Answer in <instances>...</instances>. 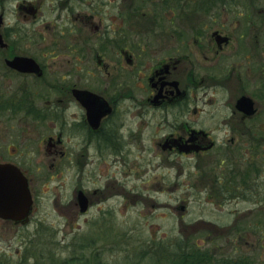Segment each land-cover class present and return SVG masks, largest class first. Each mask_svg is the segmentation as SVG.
Wrapping results in <instances>:
<instances>
[{"label": "flooded vegetation", "instance_id": "obj_1", "mask_svg": "<svg viewBox=\"0 0 264 264\" xmlns=\"http://www.w3.org/2000/svg\"><path fill=\"white\" fill-rule=\"evenodd\" d=\"M158 2L157 29L144 30L153 40L116 50L125 64L118 61L113 66L115 85L107 95L70 81L71 71L82 75L86 69V34L98 39L109 11L106 5H112L113 21L115 16L122 19L125 9L133 20L140 17L146 0H0V164L16 166L27 178L32 198L29 221L36 209L31 167L44 163L74 167L80 178L86 165H110L114 171L109 174L111 184L104 186L106 197H131L143 209L148 189L128 185L139 176L134 166L160 167L166 160L175 168L176 187L181 188L184 174L197 176L198 185L200 173L211 172L206 176L212 197L229 193L241 198L242 190L251 188L254 202L228 209H264V161L253 166L255 158L264 157V0ZM50 5L57 7L54 22L62 21V32L78 45L65 48L66 64L58 70L61 83H71L59 88L61 93L53 85L49 93L40 94L38 84L50 80L41 59L53 53L46 51L52 47L39 45L40 30L50 27L42 23L43 8ZM132 31L139 29L128 27L127 32ZM164 38H174L176 44L167 48ZM189 39L194 46L184 44ZM95 59L106 70L96 51ZM84 90L103 101L81 98L78 92ZM46 119L48 129L39 131ZM201 119L211 126L200 125ZM90 149L96 153L90 154ZM148 172L142 173V181L149 178ZM79 190L86 198L85 209L98 205L103 188L83 186L72 190L68 204L73 209L81 212ZM53 205L63 206L57 200ZM0 222L22 226L3 217Z\"/></svg>", "mask_w": 264, "mask_h": 264}, {"label": "rangeland", "instance_id": "obj_2", "mask_svg": "<svg viewBox=\"0 0 264 264\" xmlns=\"http://www.w3.org/2000/svg\"><path fill=\"white\" fill-rule=\"evenodd\" d=\"M111 6L108 4L105 7L109 11L102 18L98 39L90 32L86 34V47H83L86 69L82 75L76 69L71 71L74 76L70 78L81 87L107 95L112 93L115 85L116 71L113 66L117 67L118 61L125 64L116 50L120 47L137 48L145 45L147 39L153 40L144 30L146 26L149 30L157 29L154 23H157L160 3L158 0H146L141 7L136 5L145 15L139 11L140 17L136 16L133 20L125 9V16L122 19L115 16L119 20L113 21L109 16ZM56 13V5L43 8L45 21L42 20V23L50 27L40 30L39 38L42 40L39 45L52 47L46 51L53 53L41 59L50 70L47 73L50 80L38 84L40 94L49 93L53 85L58 91L71 83L68 81L65 84L66 80L61 83L62 73L58 70L66 64L65 48L78 44L67 32H62V21L54 22ZM136 21H141V24L137 26ZM128 27L139 31L127 32ZM164 39L167 48L176 44L174 38ZM184 44L194 46L191 39ZM95 51L106 64V70L96 65ZM129 103L122 109H126ZM48 123L46 119L38 130H47ZM198 123L211 126L206 119ZM44 146L40 147V152L44 151ZM89 152L96 153L94 149ZM255 160L258 164L253 166L260 167L264 157ZM157 164L154 167L146 165L142 169L134 166V173L139 176L128 183L129 186L136 185L139 190L144 186L148 189L143 209L140 208L142 203L136 204L137 199L131 197H126L125 201L114 196L106 197L104 186L112 180L109 174L114 171L110 165H86L81 178L74 174V167L66 165L51 167L44 163L31 167L36 209L31 220L22 226L0 222V264H171L168 252L182 254L192 253V250L194 255L191 254L189 264H219L221 261L264 264V209H228L235 205L249 206L254 202L250 187L242 190L244 196L241 198L229 193L227 196L219 193L212 197L207 181L211 179L206 176L211 172L204 176L200 173L198 185L197 176L184 174L180 180L181 188H178L174 183L175 168L168 166L171 163L163 160L160 167ZM263 164H260L261 167ZM118 168L124 174L121 167ZM147 169H150L149 178L144 176L146 180L142 181V173ZM119 179L123 180V177ZM194 183L196 187H191ZM83 186L91 190L103 188V193H98V205L94 203L85 213L68 204L72 199V190ZM174 186L176 189L173 191ZM187 186L191 190L186 189ZM262 195L261 199L264 198V190ZM54 200L63 204L62 209H55ZM181 205L183 209L176 208Z\"/></svg>", "mask_w": 264, "mask_h": 264}, {"label": "water", "instance_id": "obj_3", "mask_svg": "<svg viewBox=\"0 0 264 264\" xmlns=\"http://www.w3.org/2000/svg\"><path fill=\"white\" fill-rule=\"evenodd\" d=\"M78 93L81 98L98 99V103L103 101V98L87 90ZM89 111L90 109L87 114ZM78 199L82 206L80 210L83 212L86 208V198L80 190ZM31 211L32 198L27 178L16 166L0 164V217L24 224L28 221Z\"/></svg>", "mask_w": 264, "mask_h": 264}, {"label": "trees", "instance_id": "obj_4", "mask_svg": "<svg viewBox=\"0 0 264 264\" xmlns=\"http://www.w3.org/2000/svg\"><path fill=\"white\" fill-rule=\"evenodd\" d=\"M191 254L194 255V250H192V253H182L178 254L177 252H168V257L171 261V264H189V260L192 258ZM199 261L202 260V258L199 257ZM225 261V260H224ZM214 264H217L214 262ZM219 264H230L229 261H221Z\"/></svg>", "mask_w": 264, "mask_h": 264}]
</instances>
